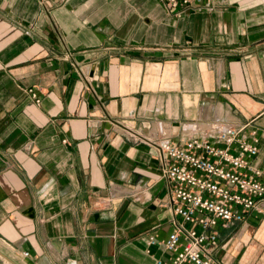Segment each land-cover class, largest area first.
<instances>
[{
  "label": "crops",
  "instance_id": "1",
  "mask_svg": "<svg viewBox=\"0 0 264 264\" xmlns=\"http://www.w3.org/2000/svg\"><path fill=\"white\" fill-rule=\"evenodd\" d=\"M201 6L0 0V264L171 258L167 182L131 131L243 127L264 182V0ZM218 227L223 264H264L263 216Z\"/></svg>",
  "mask_w": 264,
  "mask_h": 264
},
{
  "label": "built area",
  "instance_id": "2",
  "mask_svg": "<svg viewBox=\"0 0 264 264\" xmlns=\"http://www.w3.org/2000/svg\"><path fill=\"white\" fill-rule=\"evenodd\" d=\"M161 1L178 16L202 7V0ZM28 92L39 101L34 89L28 88ZM189 127L194 133L179 141L162 128L154 139L134 131L127 135L135 143L142 141L155 148L168 186L173 230L162 243L172 255L169 260L158 258L156 263L223 264L215 256L218 226L240 223L250 214L264 217V182L258 177L261 171L249 162L258 147L239 137L243 127L225 126L209 134ZM234 143L238 153L231 150ZM149 242L154 243L155 237L150 236Z\"/></svg>",
  "mask_w": 264,
  "mask_h": 264
}]
</instances>
